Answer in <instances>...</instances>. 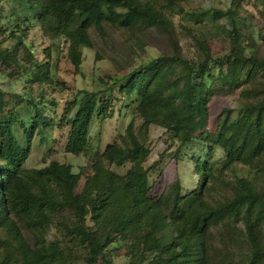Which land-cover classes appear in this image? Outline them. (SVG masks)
Instances as JSON below:
<instances>
[{
    "label": "trees",
    "instance_id": "16d2710c",
    "mask_svg": "<svg viewBox=\"0 0 264 264\" xmlns=\"http://www.w3.org/2000/svg\"><path fill=\"white\" fill-rule=\"evenodd\" d=\"M26 1L44 31L68 40L67 58L75 70L79 68L77 49L90 45L86 28L91 23L104 22L122 29H129L137 22L167 26L148 11V6H137L135 0ZM118 9L124 12L119 13ZM233 27L231 23L229 52L220 59H212L203 49V58L196 64L177 56H160L129 72L118 90L126 96L135 95V111L142 119V133L133 135L127 130L120 144L106 145L101 154L108 164L117 167L129 164V167L122 177L116 178L94 164V176L86 180L79 194L74 193L77 177L66 166L53 162L40 170L21 169L30 134L25 147H20L11 134L18 125L15 116L11 112L2 114L0 228L10 231L20 224L27 230L29 224H34L42 231L47 226L44 217L36 221L10 218L5 198L16 195L24 201L38 200L73 209L75 222L66 227L69 241L65 249L81 251L84 264L103 259L105 248L112 242L111 236H116V242L127 243V264H263L264 189L254 180L241 177L223 183L230 195L220 202L209 204L204 200V193L210 183L216 182V173H223L234 164L264 173V89L243 90V99L250 97L251 101L239 107L234 119L228 111L214 132L202 131L196 136L191 132L196 117L206 114L210 85L206 84L205 77L208 78L206 73L211 67L226 65L231 83L252 82L257 73L264 76V59L257 58L252 51L245 54L240 35ZM252 45L253 42L248 47L251 49ZM33 80L40 81V78L35 75ZM106 92V89L83 90L71 103L74 112L68 121L65 153L85 152L90 121L94 115L105 112L102 96ZM31 106L34 115L29 131L41 133L50 122L34 103ZM152 124L163 128L179 146L195 139L219 148L222 161L218 168H211L196 158L192 162L198 178L193 190L182 195L180 182L174 180L157 200L150 199L147 170L142 166L148 151L141 136ZM207 154L210 156V152ZM49 182L56 187L55 194L50 196L46 190ZM218 223L225 225L230 239L238 237L239 250H243L238 252L235 262L229 259L226 249L220 259L219 251L210 244V231ZM50 251L53 257L58 255L54 245ZM57 260L59 264H66L61 257ZM0 264L50 262L19 238L14 245L0 239ZM103 264L108 262L103 260Z\"/></svg>",
    "mask_w": 264,
    "mask_h": 264
},
{
    "label": "rangeland",
    "instance_id": "374dc122",
    "mask_svg": "<svg viewBox=\"0 0 264 264\" xmlns=\"http://www.w3.org/2000/svg\"><path fill=\"white\" fill-rule=\"evenodd\" d=\"M135 1L137 6H148V11L167 26H146L137 22L129 29H122L104 22L91 23L86 28L90 45L77 49L79 68L75 70L67 58L68 40L44 31L32 14L28 1L0 0V117L6 112L15 116L18 125L11 134L20 147H25L27 134H30L27 155L20 166L22 170H40L53 162L66 166L77 177L75 194H79L86 180L94 176V164L116 178L122 177L129 164L118 167L108 164L101 154L106 145L120 144L127 130L133 135L142 133V119L135 111V95L126 96L118 90L126 82L129 72L160 56H177L196 64L203 58V49L212 59H220L229 52L231 23L240 35L245 54L252 51L254 56L264 59V0ZM117 12L124 10L118 9ZM252 42L250 49L248 46ZM227 73L228 68L223 64L211 67L206 73L210 95L206 114L198 115L192 124L193 136L202 131L214 132L228 111L230 118L234 119L239 107L245 101H251L250 97L243 99V90L264 89V76L260 73L247 83H231ZM35 75L40 81L33 80ZM105 89L107 92L102 96L105 112L92 117L85 152L78 155L65 153L68 121L74 112L71 103L77 100L80 91ZM31 103L50 122L41 133L29 131L34 115ZM141 137L148 151L142 166L147 170L148 196L152 200L164 194L174 180L180 182L182 195L193 190L198 178L194 174V159L199 158L215 169L222 161V153L214 145L194 139L179 146L157 125H149ZM216 177V182L210 183L204 193V200L209 204L229 197L223 183L234 178L254 180L264 189V173H259L256 168L248 170L234 164L223 173H216ZM46 190L50 196L55 194L56 187L49 182ZM5 206L8 216L15 221L18 218L36 221L44 217L47 226L39 231L34 224H29V233L20 224L10 231L0 228V239L14 245L20 238L40 251L50 264H59L57 257L66 264H84L80 250L68 252L65 249L69 241L66 227L75 222L73 209L38 200L24 201L16 195L6 196ZM210 232V244L217 253L219 251V258L226 249L229 259L237 261L238 252L243 250H239L238 237L231 236L230 239L223 223H218ZM261 234L264 250V224ZM115 239L116 236H111L112 242L105 248L103 259L98 258L93 264H103V260L108 264L128 263L127 243ZM53 245L58 250L54 257L50 253Z\"/></svg>",
    "mask_w": 264,
    "mask_h": 264
}]
</instances>
